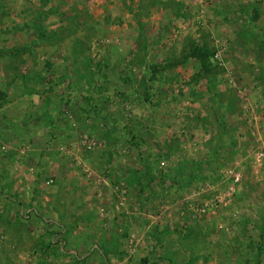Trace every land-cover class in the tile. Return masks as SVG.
Here are the masks:
<instances>
[{"label":"rangeland","instance_id":"1","mask_svg":"<svg viewBox=\"0 0 264 264\" xmlns=\"http://www.w3.org/2000/svg\"><path fill=\"white\" fill-rule=\"evenodd\" d=\"M0 104V264H264V0H0Z\"/></svg>","mask_w":264,"mask_h":264},{"label":"built area","instance_id":"2","mask_svg":"<svg viewBox=\"0 0 264 264\" xmlns=\"http://www.w3.org/2000/svg\"><path fill=\"white\" fill-rule=\"evenodd\" d=\"M216 59L219 61L220 64H222V58L219 55H217Z\"/></svg>","mask_w":264,"mask_h":264},{"label":"trees","instance_id":"3","mask_svg":"<svg viewBox=\"0 0 264 264\" xmlns=\"http://www.w3.org/2000/svg\"><path fill=\"white\" fill-rule=\"evenodd\" d=\"M2 107V104H0V108Z\"/></svg>","mask_w":264,"mask_h":264}]
</instances>
